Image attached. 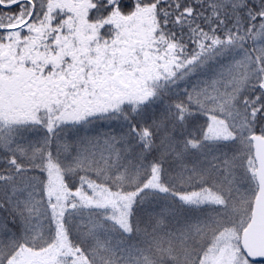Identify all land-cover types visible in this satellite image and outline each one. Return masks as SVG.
Here are the masks:
<instances>
[{"label": "snow or ice", "instance_id": "snow-or-ice-1", "mask_svg": "<svg viewBox=\"0 0 264 264\" xmlns=\"http://www.w3.org/2000/svg\"><path fill=\"white\" fill-rule=\"evenodd\" d=\"M0 264H264V0H0Z\"/></svg>", "mask_w": 264, "mask_h": 264}]
</instances>
